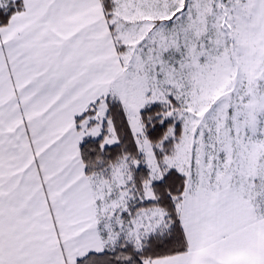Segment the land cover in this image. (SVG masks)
<instances>
[{"label": "snow or ice", "instance_id": "6c2138e0", "mask_svg": "<svg viewBox=\"0 0 264 264\" xmlns=\"http://www.w3.org/2000/svg\"><path fill=\"white\" fill-rule=\"evenodd\" d=\"M0 264H264V0H0Z\"/></svg>", "mask_w": 264, "mask_h": 264}]
</instances>
